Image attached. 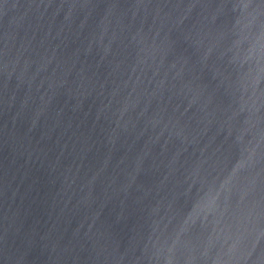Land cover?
<instances>
[{
    "label": "water",
    "instance_id": "obj_1",
    "mask_svg": "<svg viewBox=\"0 0 264 264\" xmlns=\"http://www.w3.org/2000/svg\"><path fill=\"white\" fill-rule=\"evenodd\" d=\"M0 264H264V0H0Z\"/></svg>",
    "mask_w": 264,
    "mask_h": 264
}]
</instances>
